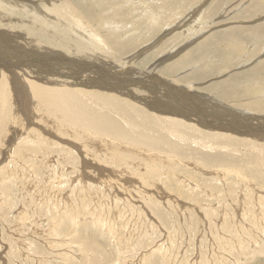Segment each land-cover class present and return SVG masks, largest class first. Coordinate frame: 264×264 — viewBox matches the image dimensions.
<instances>
[{
  "label": "rangeland",
  "instance_id": "374dc122",
  "mask_svg": "<svg viewBox=\"0 0 264 264\" xmlns=\"http://www.w3.org/2000/svg\"><path fill=\"white\" fill-rule=\"evenodd\" d=\"M56 1L58 2L56 3ZM68 1L0 0V21L4 20L0 23V28L6 23L4 28L0 29V61L4 63L2 67L0 66V75L2 72L5 75L0 76V90L2 91V93L0 91V264H264V140L255 137V135L234 132L221 122L220 126L203 124L197 120L199 119V116H196L198 112L194 115L189 110L190 104L193 103L189 102L186 104L187 106L179 107L169 89L165 88L160 81L156 82L163 79L162 81H170L171 85V83L174 84V78L180 76L181 73L182 76L177 79L184 78V74L191 75L193 71L189 70L187 66H181L183 68H178L179 71L174 70L175 73H173L174 71L169 72V68L182 60L190 64V68L195 67L194 69H200L207 73L202 74L201 72L198 78L189 80L188 85L187 81H178V87L189 86L188 88L193 87V89L198 87L194 93L201 96L192 95L196 101V107L208 112L210 106L214 104L210 101L214 97L215 100L219 99L235 109H245L236 106L231 97L221 99L215 90L211 92L207 89L208 87H204L212 85L213 81H226L224 78L226 75L223 74L230 73L227 67H232L231 70L241 69L243 62L255 57L257 66L264 64V54L261 59L264 52L260 51L263 50V47H258L261 42H256L257 50L253 49L254 47L250 49V47L246 53L244 52L240 56L239 50L245 49L242 46L247 42L244 45L241 44L239 50L235 52L233 49L231 50V47L224 46L221 35H216L226 26H232L237 30V26L245 25V19L248 20L264 12V3H262L264 0L248 1L254 5L249 6L250 8H247L250 3L246 4V0L244 2L243 0H208L207 6L206 3L201 6L204 0ZM44 2H46L45 5ZM72 3L76 5H72ZM197 4L198 6H196ZM209 4L213 6L211 7ZM2 5L4 6L2 7ZM87 5H89L88 8ZM205 6L209 10H206ZM89 8L90 10L93 8L94 13L89 14ZM20 9L27 12L20 11ZM80 11L84 14H81ZM220 11L222 12L220 13ZM236 11L243 12L239 15ZM10 13L13 15L11 16ZM41 13L42 15H40ZM236 15L240 17L234 18ZM192 16L194 21L189 20ZM207 17L209 20L215 18V21L218 19V21L220 19L225 21L211 24L213 26L210 25V27H214L211 30L208 21L204 20ZM78 19L83 25L78 24ZM29 20L31 21L29 22ZM178 20L180 21L178 22ZM20 21L22 22L19 23ZM85 25L87 30L83 29ZM27 26L29 27L27 28ZM192 26L196 28L193 29ZM245 26L243 28L247 29L248 27ZM2 30H5V33ZM166 30H171V33L169 31L167 33ZM210 30V34L206 33ZM215 30L216 32H214ZM117 32L122 34L118 35ZM95 33H99L105 40L106 45L110 48L107 49L109 52L98 50L95 59L80 58L78 54L76 55L77 50L80 45L83 46L85 43L87 47H91L92 42L97 41L93 40ZM17 34H20L21 37H17ZM213 34L216 35L214 39L213 36L210 38V35ZM114 35H118V37ZM178 36L180 37L178 38ZM23 38L24 40H22ZM167 38L169 40L166 41ZM35 39L39 42H36ZM177 39H179L178 42ZM246 39L242 38V41H246ZM188 42L191 45L188 46ZM197 42H199L198 45H195ZM168 43H172V46ZM112 52L115 55L111 54ZM252 52L253 54H251ZM137 53L139 54L137 55ZM182 53L183 55H180ZM12 54L14 55L12 56ZM55 55L59 58H56ZM42 56L43 58H41ZM66 58L70 60H66ZM48 60L54 63L51 64ZM59 60L66 61L62 64ZM261 60L262 63H260ZM73 61L74 63H72ZM15 63L29 67L28 70H25L26 74L23 75L17 68H12ZM255 64H249L248 68L256 66ZM49 65L68 73L67 75L71 77L67 80L60 78L61 80L58 82L48 79V75L52 78L50 69L46 70ZM8 67L11 70L15 69L13 72L17 74L16 79L9 76L10 72L1 71ZM132 68H134L133 71ZM152 68L154 69L152 70ZM104 69L106 71H102ZM259 69L257 74L260 73L259 75L264 77L263 73L261 75L262 67ZM142 71H149L147 72L150 75L148 77L154 78L156 83L154 89L157 90L125 83L126 79L135 77ZM58 75L60 74L53 76L59 77ZM108 76L115 78L111 79ZM137 76L142 77L141 74ZM2 77L4 78L2 79ZM50 80L58 84L68 81L61 87L83 88L97 99H117L120 107L115 110L123 114L124 117L116 115V120L129 135L134 137L126 138L124 136L118 140L111 135H101L93 127L91 130H86L75 124H70L71 115L69 119L67 115H61V121L51 105L44 106L45 104L42 105L36 100L33 89H31L32 86L29 84L32 82L53 87V83L48 82ZM98 80L100 82L103 80L105 84L99 83ZM245 80L236 83L235 87L237 86L238 91L243 93L242 89L251 88L254 91L250 90L252 92L247 94L252 98L259 97L262 88L258 87H264V81H258L260 84L257 85L254 81L253 83L250 81V84L248 82L250 79ZM118 90L120 93L117 92ZM131 91H134L133 94ZM162 91H165L164 94ZM156 94L175 108L176 112L172 111L167 115L185 120L179 126L185 130L186 137L180 133L178 136L170 133L165 139V136H162L159 131H149V133L143 131L145 136H138L137 128L131 127L127 113L135 122H138L140 118L148 119L143 114L149 117L156 115L144 101L146 99L150 102V96H156ZM103 95L105 97H102ZM143 96H146L145 99ZM260 97H264V93ZM88 104L98 109L99 105ZM127 104L133 105L134 109ZM177 107L179 108L177 109ZM182 109L184 110L181 111ZM257 110H259L258 113H251L257 117L261 114L262 117L264 108L261 107ZM136 111H140L142 114ZM218 112L222 113V110ZM159 113L157 112V114ZM188 116L190 117L188 118ZM255 119L257 118L247 117L246 120L254 123L257 122ZM216 134L219 137L229 138V140L219 138L220 142L216 143V140L213 141L211 137H208ZM249 136L252 138L243 139ZM122 148L124 150H121Z\"/></svg>",
  "mask_w": 264,
  "mask_h": 264
},
{
  "label": "bare ground",
  "instance_id": "6f19581e",
  "mask_svg": "<svg viewBox=\"0 0 264 264\" xmlns=\"http://www.w3.org/2000/svg\"><path fill=\"white\" fill-rule=\"evenodd\" d=\"M10 1V0H9ZM28 1V0H27ZM38 0H36V2H37ZM87 2H88V0H86ZM86 1H84V2H86ZM92 1V0H91ZM95 1V0H94ZM104 1H106V0H104ZM108 1H111V0H108ZM208 0H204L203 2L204 3H202V5L201 6H204L205 5V3L207 2ZM213 1V0H212ZM230 1V0H229ZM247 1V2H246ZM245 2H246V4L247 3H250V2H248V1H250V0H246ZM262 1V0H261ZM5 2V1H4ZM21 2V1H20ZM58 1H56V3H57ZM67 2H69L68 0H67ZM172 2V1H171ZM199 2V1H198ZM243 2H244V0H243ZM25 3V2H24ZM31 3V2H30ZM35 3V2H34ZM45 3L46 2H44V5H45ZM63 3V2H62ZM93 3V2H92ZM99 3H100V1H99ZM98 3V4H99ZM108 3V2H107ZM112 3V2H111ZM114 3V2H113ZM262 3H264V2H262ZM15 4V3H14ZM17 4V3H16ZM36 4V3H35ZM38 4V3H37ZM51 4H53V3H51ZM58 4H60V3H58ZM67 4H69V3H67ZM67 4H66V6H67ZM82 4H84L83 2H82ZM89 4V3H88ZM117 4V3H116ZM156 4V3H155ZM176 4V3H175ZM199 4H201V3H199ZM245 4V5H246ZM54 5V4H53ZM53 5H52V7H53ZM72 5H74L73 3H72ZM76 5V4H75ZM74 5V6H75ZM85 5H86V3H85ZM90 5V4H89ZM89 5H87V8H88V6ZM94 5V4H93ZM107 5V4H106ZM108 5H109V3H108ZM112 5V4H111ZM110 5V6H111ZM115 5V4H114ZM118 5V4H117ZM116 5V6H117ZM177 5V4H176ZM259 5H261V4H259ZM263 5V4H262ZM1 6V5H0ZM4 5H2V7H3ZM9 6H11V5H9ZM17 6H19V5H17ZM25 6H26V4H25ZM32 6H34V5H32ZM49 6H51V5H49ZM48 6V7H49ZM55 6H58V5H55ZM65 6V5H64ZM91 6V5H90ZM100 6V5H99ZM161 6V5H160ZM192 6V5H191ZM193 6H194V4H193ZM196 6H198V4L196 5ZM206 6H207V3H206ZM205 6V7H206ZM209 6H211L210 4H209ZM213 6V5H212ZM211 6V7H212ZM215 6H216V3H215ZM249 6H254L252 3H250L248 6H247V8H250ZM14 7H15V5H14ZM20 7V6H19ZM30 7V6H29ZM47 7V6H46ZM61 7H62V4H61ZM70 7V6H69ZM105 7V6H104ZM157 7H158V5H157ZM195 7V6H194ZM210 7V8H211ZM16 8V7H15ZM21 8V7H20ZM28 8V7H27ZM38 9H40L39 7H37ZM64 8V7H63ZM93 8H94V6H93ZM93 8H91L92 10H90V8H89V10H90V12H89V14L90 13H94V11H93ZM98 8V7H97ZM154 8H156V7H154ZM164 8V7H163ZM191 8V7H190ZM199 8V7H198ZM219 8V7H218ZM13 9V8H12ZM16 9H18V8H16ZM15 9V10H16ZM29 9V8H28ZM43 9V8H42ZM49 9V8H48ZM102 9V8H101ZM159 9V8H158ZM167 9V8H166ZM165 9V10H166ZM201 9V8H200ZM199 9V10H200ZM206 10L208 9V7H206L205 8ZM204 9V10H205ZM238 9H239V5H238ZM243 9V8H242ZM1 10H2V8H1ZM27 10V9H26ZM56 10V9H55ZM73 10V9H72ZM99 10V9H98ZM108 10V9H107ZM185 10V9H184ZM191 10V9H190ZM209 10V9H208ZM251 10H253V9H251ZM257 10H258V8H257ZM4 11V10H3ZM11 11V10H10ZM19 11V10H18ZM18 11H16V12H18ZM20 11H25V10H21L20 9ZM20 11H19V13H20ZM70 11V10H69ZM92 11V12H91ZM102 11V10H101ZM115 11V10H114ZM180 11V10H179ZM203 11V10H202ZM259 11V10H258ZM16 12H15V14H16ZM25 12H27V11H25ZM74 12V11H73ZM76 12H77V10H76ZM102 12H104V10L102 11ZM113 12V11H112ZM111 12V13H112ZM121 12V11H120ZM151 12V11H150ZM157 12V11H156ZM191 12V11H190ZM206 12V11H205ZM222 11H220V13H221ZM233 12H234V10H233ZM243 11H239V13L236 11V13L237 14H241ZM34 13V12H33ZM42 13H44V12H42ZM42 13L40 14V15H42ZM80 13L81 14H84V13H82V11H80ZM123 13V12H122ZM187 13V12H186ZM189 13V12H188ZM192 14H193V12H191ZM198 13V12H197ZM208 13V12H207ZM211 13V12H210ZM209 13V14H210ZM226 13V12H225ZM228 13V12H227ZM245 13V12H244ZM0 14H1V11H0ZM6 14V13H5ZM11 14V13H10ZM23 14V13H22ZM45 14V13H44ZM101 14V13H100ZM99 14V15H100ZM117 14V13H116ZM130 14V13H129ZM184 14H185V12H184ZM184 14L182 13V15L184 16ZM202 14V13H201ZM214 13H212V15H213ZM231 14H233V13H231ZM13 14H11V16H12ZM18 15H20V14H18ZM24 15H25V13H24ZM24 15H22V16H24ZM54 15V14H53ZM93 15V14H92ZM103 15V14H102ZM110 15V14H109ZM112 15V14H111ZM125 15V14H124ZM180 15H181V13H180ZM179 15V16H180ZM190 15V14H189ZM204 15H205V13H204ZM228 15V14H227ZM1 16V15H0ZM3 16H4V12H3ZM33 16V15H32ZM84 16V15H83ZM91 16V15H90ZM106 16H108L107 14H106ZM178 16V17H179ZM194 16V15H193ZM193 16H192V18L191 19H189V20H191V21H194L193 20ZM198 16H199V14H198ZM197 16V17H198ZM201 16V15H200ZM203 16V15H202ZM201 16V17H202ZM214 16V15H213ZM220 16V15H219ZM256 17H251V18H249L248 20L247 19H245L246 21H245V25H243V24H241L240 26H237L238 27V29L236 30V29H233L232 28V26H229V27H227L226 25H228L227 23H226V27H224L223 29H221V30H219V32L218 33H216V35L217 34H219V35H221L220 37H222L221 39H223L224 40V46H226V47H231V50L233 49L235 52H236V50H239V48H240V46H241V44H243L244 45V43L245 42H247L244 46H242V47H244L245 49H241V51L239 50V53L241 52V54H240V56L241 55H243V53L245 52H247L248 51V49L250 48V49H252L253 47V49H256V47H257V44H256V42H261V43H259L258 44V47H263V50H260V51H263L264 52V12H262V13H260V14H258V16L257 15H255ZM16 17H18L17 16V14H16ZM15 17V18H16ZM20 17H21V15H20ZM26 17V16H25ZM36 17V16H35ZM46 17V16H45ZM96 17V16H95ZM115 17V16H114ZM120 17V16H119ZM126 17V16H125ZM136 17V16H135ZM139 17V16H138ZM151 17V16H150ZM182 17V16H181ZM201 17H200V19H201ZM215 17V16H214ZM213 17V18H214ZM238 17H240V16H237L236 15V17H234V18H238ZM11 18V17H10ZM12 18H14V17H12ZM11 18V19H12ZM28 18H30V17H28ZM33 18V17H32ZM31 18V19H32ZM48 18V17H47ZM87 18V17H86ZM107 18V17H106ZM105 18V19H106ZM129 18V17H128ZM133 18V17H132ZM148 18V17H147ZM146 18V19H147ZM180 18V17H179ZM184 18V17H183ZM187 18H189V17H187ZM203 18H205V17H203ZM202 18V19H203ZM221 18V17H220ZM227 18H229V17H227ZM20 19V18H19ZM19 19H17V20H19ZM24 19V18H23ZM27 19V18H26ZM38 19H40V16H38ZM76 19V18H75ZM110 19V18H109ZM108 19V20H109ZM142 19H144V18H142ZM43 20V19H42ZM41 20V21H42ZM58 20V19H57ZM65 20V19H64ZM66 20H67V18H66ZM87 20V19H86ZM107 20V19H106ZM175 20V19H174ZM181 20V19H180ZM180 20H178V22L180 21ZM204 20H207L208 21V24H209V27H210V25L211 24H214V23H217V22H220V21H222V20H224V19H220V21H215V18L214 19H208V17H207V19H204ZM238 20V19H237ZM13 21H15V20H13ZM31 20H29V22H30ZM39 21V20H38ZM51 21V20H50ZM59 21V20H58ZM62 21V20H61ZM103 21H105V20H103ZM141 21V20H140ZM143 21V20H142ZM147 21V20H146ZM145 21V22H146ZM188 21V20H187ZM186 21V22H187ZM190 21V22H191ZM225 21V20H224ZM236 21V20H235ZM2 22H4V20L3 21H0V23H2ZM16 22V21H15ZM14 22V23H15ZM22 21H20L19 23H21ZM23 22H26V21H23ZM89 22H91L90 20H89ZM112 22V21H111ZM126 23H127V21H125ZM134 22V21H133ZM184 22V21H183ZM199 21H197V23H198ZM200 22H201V20H200ZM200 22H199V24H200ZM239 22V21H238ZM240 22H243V21H240ZM7 23H9V22H7ZM42 23V22H41ZM45 23V22H44ZM69 23H70V21H69ZM68 23V24H69ZM110 23V22H109ZM108 23V24H109ZM117 23V22H116ZM125 23V24H126ZM128 23H129V21H128ZM146 23H148V22H146ZM172 23V22H171ZM170 23V24H171ZM174 24H175V22H173ZM222 23V22H221ZM232 23V22H231ZM230 23V24H231ZM5 25H6V23H4ZM32 24H34L33 22H32ZM48 24H50L49 22H48ZM53 24V23H52ZM56 24V23H55ZM78 24L81 26V25H83V24H81L80 23V20L78 19ZM86 24V23H85ZM106 24H107V22H106ZM118 24V23H117ZM120 24V23H119ZM139 24V23H138ZM178 24H180V23H178ZM188 24V23H187ZM203 24V23H202ZM229 24V25H230ZM5 25H3V26H5ZM9 25H10V23H9ZM21 25H23V24H21ZM26 25V24H25ZM45 25V24H44ZM70 25V24H69ZM72 25V24H71ZM91 25V24H90ZM101 25H103V24H101ZM131 25H133V24H131ZM141 25V24H140ZM181 25V24H180ZM179 25V26H180ZM185 25V24H184ZM220 25H222V24H220ZM1 26V25H0ZM2 26V27H3ZM15 26H17V25H15ZM24 26V25H23ZM49 26V25H48ZM135 26V25H134ZM167 26H168V24H167ZM170 26V25H169ZM181 26H183V25H181ZM197 26V25H196ZM211 26H213V25H211ZM217 26H218V24H217ZM242 26V27H241ZM243 26H245V27H248L247 29L246 28H243ZM1 27V28H2ZM10 27H11V25H10ZM18 27V26H17ZM22 26H20V28H21ZM29 26H27V28H28ZM45 27H46V25H45ZM193 27V26H192ZM195 27V26H194ZM194 27H193V29H194ZM202 27V26H201ZM209 27H208V29H209ZM220 27V26H219ZM0 28V29H1ZM4 28V27H3ZM31 28V27H30ZM42 28V27H41ZM96 28H98V27H96ZM131 28V27H130ZM129 28V29H130ZM140 28V27H139ZM179 28H181V27H179ZM190 28V27H189ZM196 28V27H195ZM203 28H205V27H203ZM202 28V29H203ZM211 28V27H210ZM216 28V27H215ZM218 28V27H217ZM10 29H12V28H10ZM22 29V28H21ZM33 29H34V27H33ZM45 29V28H44ZM83 29L84 30H87L86 29V25L85 26H83ZM107 29V28H106ZM119 29H121V28H119ZM141 29V28H140ZM171 29V28H170ZM191 29V28H190ZM207 29V28H206ZM214 29V27H212L211 28V30H213ZM29 30V29H28ZM98 30V29H97ZM143 30V29H142ZM144 30H145V28H144ZM162 30H163V28H162ZM161 30V31H162ZM172 30H174V28H172ZM177 30V29H176ZM175 30V31H176ZM181 30H182V28H181ZM183 30H184V28H183ZM198 30V29H197ZM196 30V31H197ZM205 30V29H204ZM211 30H210V32H206V33H211ZM4 31V33H5V30H2V32ZM21 31V30H20ZM24 31V30H23ZM31 31V30H30ZM37 31V30H36ZM50 31V30H49ZM132 31V30H131ZM134 31V30H133ZM167 31V30H166ZM169 32L171 31V30H168ZM168 31H167V33H168ZM192 31V30H191ZM22 32V31H21ZM33 32V31H32ZM40 32V31H39ZM50 32H52V31H50ZM174 32V31H173ZM172 32V33H173ZM180 32V31H179ZM185 32H186V30H185ZM214 32H216V30L214 31ZM9 33V32H8ZM118 33V32H117ZM120 33V32H119ZM119 33H118V35H119ZM129 33V32H128ZM133 33V32H132ZM138 33V32H137ZM167 33L165 32V34L167 35ZM171 33V32H170ZM169 33V34H170ZM176 33V32H175ZM182 33H184V32H182ZM192 33H194V32H192ZM198 33H199V31H198ZM204 33V32H203ZM0 34H1V32H0ZM12 34V33H11ZM33 34V33H32ZM48 34V33H47ZM54 34V33H53ZM111 34H114V33H111ZM120 34H122V33H120ZM160 34V33H159ZM158 34V35H159ZM163 34V33H162ZM168 34V35H169ZM179 34V33H178ZM178 34H176V35H178ZM189 34V33H188ZM215 34V33H214ZM210 35L211 37L210 38H212V36H213V39H214V37H216V35ZM9 35H10V33H9ZM57 35H59V34H57ZM62 35V34H61ZM118 35H114V36H116V37H118ZM184 35V34H183ZM200 35V34H199ZM8 36V35H7ZM6 36V37H7ZM11 36V35H10ZM20 36V34L18 35L17 34V37H19ZM36 36V35H35ZM123 36V35H122ZM132 36V35H131ZM135 36V35H134ZM156 36V35H155ZM173 36V35H172ZM196 36H197V34H196ZM203 36V35H202ZM218 36V35H217ZM238 38H237V37ZM1 37V36H0ZM21 37V36H20ZM43 37V36H42ZM93 37H94V39L93 40H97V41H94V42H92V45H91V47H87V44L85 43V44H83V46L82 45H80V47H79V49L77 50V53H76V55L78 54L79 56H80V58H89V59H95V58H97L96 57V54L98 55V53H97V51L98 50H101V51H106V52H109L107 49L109 48L106 44V42H105V40L102 38V36L99 34V33H95V34H93ZM108 37V36H107ZM162 37V36H161ZM165 37V36H164ZM180 36H178V38H179ZM194 37V36H193ZM192 37V38H193ZM25 38V37H24ZM24 38L22 39V40H24ZM31 38V37H30ZM34 38V37H33ZM50 38V37H49ZM156 38H157V36H156ZM169 38V37H168ZM166 39V41L167 40H169V39ZM173 38V37H172ZM171 38V39H172ZM183 38H184V36H183ZM188 38H190V37H188ZM206 38H207V36H206ZM242 38H247L246 39V41H242ZM10 39H12L11 37H10ZM37 39V38H36ZM35 39V40H36ZM47 39V38H46ZM107 39V38H106ZM120 39H121V37H120ZM124 39V38H123ZM187 39V38H186ZM205 39V38H204ZM260 39V40H259ZM40 40V39H39ZM50 40V39H49ZM149 40H152V39H149ZM158 40V39H157ZM163 40V39H162ZM174 40H175V36H174ZM178 40L179 39H177L176 41L178 42ZM180 40H182V39H180ZM184 40V39H183ZM253 40V42H251ZM4 41V40H3ZM26 41V40H25ZM47 41H48V39H47ZM51 41V40H50ZM59 41V40H58ZM71 41V40H70ZM69 41V42H70ZM73 41V40H72ZM107 41V40H106ZM159 41V40H158ZM165 41V40H164ZM186 41H188V40H186ZM192 41V40H191ZM191 41H190V43H191ZM214 41V40H213ZM213 41H210L211 43L213 42ZM216 41H218V40H216ZM215 41V42H216ZM24 42V41H23ZM36 42H39L38 40H36ZM49 42V41H48ZM53 42V41H52ZM57 42V41H56ZM76 42V41H75ZM118 42V41H117ZM146 42V41H145ZM149 42H151V41H149ZM170 42V41H169ZM182 42V41H181ZM184 42V41H183ZM255 42V43H254ZM12 43V42H11ZM40 43H41V41H40ZM154 43V42H153ZM175 43V42H174ZM186 43V42H185ZM189 42H188V46H189V44H190ZM198 43L199 42H197V44L195 43V45H198ZM203 43V42H202ZM6 44V43H5ZM12 44H14V43H12ZM11 44V45H12ZM34 44V43H33ZM45 44V43H44ZM44 44H43V46H44ZM161 44V43H160ZM168 44H170V43H168ZM172 44V43H171ZM170 44V45H171ZM193 44V43H192ZM203 44H205V43H203ZM26 45V44H25ZM50 45V44H49ZM54 45V44H53ZM57 45V44H56ZM60 45V44H59ZM143 45V44H142ZM147 45V44H146ZM170 45H169V48H170ZM175 45V44H174ZM178 45H180V44H178ZM177 45V46H178ZM184 45V44H183ZM191 45V44H190ZM17 46V45H16ZM105 46H106V48H105ZM110 47H111V45H109ZM129 46V45H128ZM172 46V45H171ZM187 46V45H186ZM193 46H194V44H193ZM193 46H190V47H193ZM201 46V45H200ZM208 46V45H207ZM134 47V46H133ZM149 47V46H148ZM159 47H160V45H159ZM165 47H166V45H165ZM174 47V46H173ZM181 47V46H180ZM195 47V46H194ZM211 47V46H210ZM59 48V47H58ZM161 48H163L162 46H161ZM160 48V49H161ZM166 48H168V47H166ZM172 48V47H171ZM178 48V47H177ZM184 48H185V46H184ZM188 48V47H187ZM41 49V48H40ZM47 49V48H46ZM49 49H50V47H49ZM61 49V48H60ZM110 49V48H109ZM113 49V48H112ZM124 49V48H123ZM144 49V48H143ZM202 49V48H201ZM37 50V49H36ZM39 50V49H38ZM37 50V51H38ZM59 50V49H58ZM138 50V49H137ZM141 50H142V46H141ZM149 50V49H148ZM148 50H147V52H148ZM162 50V49H161ZM165 50H167V49H165ZM181 50V49H180ZM197 50V49H196ZM257 50V49H256ZM46 52L48 51V50H45ZM61 51V50H60ZM63 51V50H62ZM67 51V50H66ZM136 51V50H135ZM150 51V50H149ZM170 51H172L173 52V50H170ZM175 51V50H174ZM179 51V50H178ZM192 51V50H191ZM194 51V50H193ZM205 51V50H204ZM227 51H229L228 49H227ZM250 51V50H249ZM22 52H23V50H22ZM25 52V51H24ZM31 52V51H30ZM36 52V51H35ZM50 52H52V50H50ZM100 52V51H99ZM115 52V51H114ZM119 52V51H118ZM138 52V51H137ZM145 52V51H144ZM151 52V51H150ZM149 52V53H150ZM184 52V51H183ZM234 52V53H235ZM2 53V52H1ZM9 53V52H8ZM132 53V52H131ZM140 53V52H139ZM139 53H137V55L139 54ZM159 53V52H158ZM164 53V52H163ZM162 53V54H163ZM166 53V52H165ZM164 53V54H165ZM192 53V52H191ZM250 53V52H249ZM257 53V52H256ZM48 54H49V52H48ZM64 54V53H63ZM70 54H72L71 52H70ZM107 54V53H106ZM111 54H113V55H115V53H111ZM171 54V53H170ZM186 54V53H185ZM202 54V53H201ZM251 54H253V52L251 53ZM261 54V53H260ZM263 54L264 53H262V55H261V57L263 56ZM2 55H4V53H2ZM14 54H12V56H13ZM37 55V54H36ZM52 55H53V52H52ZM69 55V54H68ZM125 55V54H124ZM123 55V56H124ZM167 55V54H166ZM174 55V54H173ZM180 55H183V53L182 54H180ZM208 55V54H207ZM216 55V54H215ZM7 56V55H6ZM19 56H20V54H19ZM35 56V55H34ZM54 56V55H53ZM56 56V58H59V57H57V55H55ZM71 56V55H70ZM69 56V57H70ZM72 56H73V54H72ZM154 56V55H153ZM158 56H160L159 54H158ZM157 56V57H158ZM163 56H165V55H163ZM168 56V55H167ZM176 56H177V54H176ZM248 56V55H247ZM250 56H252V55H250ZM257 56V55H256ZM5 57V56H4ZM16 57V56H15ZM51 57V56H50ZM65 57V56H64ZM75 57V56H74ZM116 57V56H115ZM133 57H134V55H133ZM174 57V56H173ZM192 57V56H191ZM195 57V56H194ZM253 57V56H252ZM8 58V57H7ZM18 58V57H17ZM20 58V57H19ZM35 58V57H34ZM40 58V57H39ZM41 58H43V56L41 57ZM79 58V57H78ZM146 58V57H145ZM179 58V57H178ZM190 58V57H189ZM248 58V57H247ZM251 58V57H250ZM258 58V57H257ZM23 59H24V57H23ZM22 59V60H23ZM26 59V58H25ZM29 59V58H28ZM54 59V58H53ZM67 59H69V58H66V60ZM75 59V58H74ZM73 59V60H74ZM132 59V58H131ZM131 59H130V61H131ZM195 59V58H194ZM198 59V58H197ZM208 59V58H207ZM261 59H263V57L261 58ZM6 60V59H5ZM13 60H14V58H13ZM21 60V61H22ZM65 60V61H66ZM70 60V59H69ZM87 60V59H86ZM128 60V59H127ZM172 60V59H171ZM171 60H169V61H171ZM257 59H256V57L255 58H253V59H251V60H248L247 62H243V68H239L238 70H231V68L232 67H227V70H229L230 71V73L229 74H227V73H225V74H223V75H226L224 78L226 79V81H224V82H219V80H217V81H213V84L212 85H207V86H205L204 88H206V87H208L207 89H209V90H211V92H212V90H215L217 93H219V95L221 96V99L222 98H225V99H228V98H230L231 97V99H233L232 101H233V103L236 105V106H238L239 108H245V109H235V108H233V107H231L230 105H228V104H226V103H224V102H222V101H220L219 99L218 100H215L214 99V97H213V100L211 99L210 101H212L211 103H214L213 104V106H210V109L209 110H212L213 112H216V113H213L212 111L210 112L208 109V112H204V111H202L201 109H200V107L198 108V107H196V101L194 100V98L192 97V95H194V96H196V97H200L201 95H198V94H196V93H194L195 91H196V89L198 88H196V89H193V87H191V88H188L187 86H185V87H178V84H179V82L180 81H187V85H188V81L189 80H194V79H196V78H198V76H200V74H201V72H202V74H205L206 72L205 71H203V70H200V69H194L195 67H192V68H190L191 66H190V64H188V63H185V61H180V62H178L177 64H175L174 66H172L171 68H169L168 66H167V68H169L168 70H169V72H173L174 70H176V71H179V70H177L178 68H180V69H182L181 68V66H187V67H189V70H191V71H193L192 73H191V75H189V76H186V74H184V78H182V79H177L178 77L180 78V76H182L180 73H178V74H180V76H178V75H176V76H178L177 78H174L173 76V78H174V80H173V83L174 84H172L171 83V85H170V81L169 82H166V81H162L159 77V79L160 80H158V81H156V82H159L160 81V83L166 88H168L169 89V91L172 93L171 95L174 97V99L177 101V103H178V106L179 107H181V106H185L186 104H188L189 102L190 103H193L192 105L190 104V107H189V110H191L192 112H193V114L194 115H196L197 114V112H198V114L196 115V116H199L198 118L199 119H197V120H199V121H201L203 124H207V125H212V124H215V125H218V126H220L221 124H224V126L225 127H229L230 129H232V130H234V132L236 131L237 133H240V134H244V135H255V137H258V138H261V139H263L264 140V115L261 117V114H260V116L259 117H257V116H254V114L253 113H251V112H257L258 113V111L259 110H257V109H260L261 107H263L264 108V97H260L261 95H263V93H264V87L262 86V87H258V88H262V90H260V93L259 94H261L259 97H256V98H252V96H249V94H247V93H251L252 91H250V90H253V89H251V88H245L246 90H244V89H242V91H244L243 93H241V92H239L238 90L239 89H237V86L235 87V85H236V83L239 81L240 82V80L241 81H243V80H245V79H250L248 82L250 83V81H252V83H253V81H254V83L256 84L257 83V85H259L258 84V81H264V77H262V76H260L259 74H257V70L259 69V68H261L262 67V69H261V75H262V73H263V75H264V64L262 65H256L255 63V61H256ZM7 61V60H6ZM31 61V60H30ZM42 61V60H41ZM44 61V60H43ZM46 61V60H45ZM49 62H50V60H48ZM62 64L65 62H62L61 60H59ZM145 62H146V60H144ZM155 61V60H154ZM173 61V60H172ZM177 61V60H176ZM204 61V60H203ZM259 61V60H258ZM264 61V60H263ZM5 62V61H4ZM26 62V61H25ZM24 62V63H25ZM48 62V63H49ZM145 62H144V64H145ZM164 62V61H163ZM189 62H191V61H189ZM241 62V61H240ZM51 63V62H50ZM54 63V62H53ZM53 63H51V64H53ZM58 63V62H57ZM72 63H74V61L72 62ZM122 63V62H121ZM124 64H127V63H125V62H123ZM153 63V62H152ZM174 63V62H173ZM173 63H171V64H173ZM205 63V62H204ZM234 63H236V62H234ZM260 63H262V60H261V62ZM26 64V63H25ZM29 64V63H28ZM27 64V65H28ZM42 64V63H41ZM61 64V65H62ZM86 64V63H85ZM135 64H137V63H135ZM170 64V63H169ZM170 64V65H171ZM249 64L250 65H253V64H255L256 66H254V67H250V68H248L249 67ZM259 64V63H258ZM4 65V63L2 62L1 63V61H0V66L2 67ZM9 65V64H8ZM31 65H32V63H31ZM37 65V64H36ZM47 65V64H46ZM55 65H57L56 63H55ZM70 65H71V63H70ZM97 65V64H96ZM129 65H131V64H129ZM157 65V64H156ZM168 65V64H167ZM237 65H239L238 63H237ZM241 65V66H242ZM30 66V65H29ZM38 66V65H37ZM81 66V65H80ZM82 66H84V65H82ZM100 66V65H99ZM102 66V65H101ZM6 67V66H5ZM24 64H19V63H15V64H13V67L12 68H17V70H20L21 72H22V74L24 75V74H26V72L27 71H25L26 69L28 70L29 69V67H24ZM36 67V66H35ZM40 67V66H39ZM55 67V66H54ZM70 67H72V66H70ZM103 67V66H102ZM107 67V66H106ZM128 67V66H127ZM140 67V66H139ZM162 67V66H161ZM186 67V68H187ZM216 67V66H215ZM234 67V66H233ZM45 68H47V67H45ZM98 68V67H97ZM121 68V67H120ZM141 68V67H140ZM163 68V67H162ZM167 68H166V70H167ZM15 69H13V70H15ZM48 69H50V73H52V78H51V76H47V78L48 79H54L56 82H58L59 80H61L60 78H64L63 80H67L69 77H71V76H69V75H67L68 73H66V72H63V71H59L58 70V68H53V67H50V65H49V67L46 69V70H48ZM88 69V68H87ZM90 69H91V67H90ZM115 69V68H114ZM126 69H128V68H126ZM133 69L134 68H132V71H133ZM154 68H152V70H153ZM156 69V68H155ZM158 69V68H157ZM13 70H11V68H5V70L3 69V70H1V71H5V72H10L9 73V76H13L12 78H14V79H16L17 78V74H16V72H13ZM42 70V69H41ZM40 70V71H41ZM63 70V69H62ZM92 70V69H91ZM108 70V69H107ZM124 70V69H123ZM129 70V69H128ZM137 70V69H136ZM150 70V69H149ZM164 70V69H163ZM260 70V69H259ZM39 71V72H40ZM102 71H106L105 69L104 70H102ZM118 71V70H117ZM116 71V72H117ZM127 71V70H126ZM126 71H124V72H126ZM144 71V70H143ZM140 72V73H138L137 75H142V77H140V76H135V77H132V78H128V79H126V81H125V83H128L129 85L130 84H133V85H141L143 88H147V89H151V88H153L154 89V84H156L155 83V81H154V78L152 79V78H149L148 76H150V75H148V73L147 72H149V71H145V72ZM165 71V70H164ZM185 71V70H184ZM187 71V70H186ZM217 71V70H216ZM219 71V70H218ZM4 72V73H5ZM72 72V71H71ZM115 72V71H114ZM123 72V71H122ZM130 72V71H129ZM137 72V71H136ZM159 72V71H158ZM162 72V71H161ZM166 72V71H165ZM165 72H163V73H165ZM182 72V71H181ZM226 72H228V71H226ZM33 73V72H32ZM36 73V72H35ZM92 73V72H91ZM103 73V72H102ZM153 73V72H152ZM173 73H175V71L173 72ZM172 73V74H173ZM2 74H3V72H2ZM0 75V76H3V75ZM30 74V73H29ZM56 74H60V75H58L59 77H57V76H53V75H56ZM95 74V73H94ZM135 74V73H134ZM170 74V73H169ZM207 74V73H206ZM32 75V74H31ZM30 75V76H31ZM73 75V74H72ZM86 75V74H85ZM116 75V74H115ZM159 75V74H158ZM218 75H221V74H218ZM259 75V76H258ZM5 76V75H4ZM74 76H76V75H74ZM83 76H84V74H83ZM96 76V75H95ZM95 76H94V79H95ZM103 76V75H102ZM133 76V75H132ZM144 76H146V77H148V78H145ZM152 76H154V75H152ZM161 76V75H160ZM168 76V75H167ZM175 76V75H174ZM56 77V78H55ZM98 77V76H97ZM109 78H111V79H114L115 77H112V76H108ZM130 77V76H129ZM163 77V76H162ZM202 77V76H201ZM218 77H222V76H218ZM1 78V77H0ZM4 77H2V79H3ZM6 78V77H5ZM19 78V77H18ZM32 78V77H31ZM83 78V77H82ZM88 78V77H87ZM122 78V77H121ZM172 78V79H173ZM25 79V78H24ZM79 79H81V78H79ZM157 79V78H156ZM210 79V78H209ZM53 80V81H54ZM62 80V81H63ZM100 80V79H99ZM98 80V82L99 83H102V84H105L104 82H103V80L100 82ZM121 80V79H120ZM211 80V79H210ZM222 80V79H221ZM0 81H1V79H0ZM3 81V80H2ZM6 81V80H5ZM4 81V82H5ZM24 81V80H23ZM22 81V82H23ZM83 81V80H82ZM179 81V82H178ZM245 81H247V80H245ZM7 82V81H6ZM5 82V83H6ZM48 82H50V83H53V87H46V86H42V85H39V84H33L32 82H30L29 84L32 86V88L31 89H33V92H34V97L36 98V100L38 101V102H41L42 103V105H44V106H46V105H51V108L55 111V113L57 114L56 116H58L59 118H60V120H61V115H67L68 116V119L70 118V115H71V117H72V119L71 120H69V123L70 124H75V125H77V126H80L81 128H85L86 130H91V127H93V128H95V129H97L99 132H100V134L101 135H111L112 137H115L116 139H118V138H124V136L126 137V138H129V136L131 137V138H133L134 136H132V135H129L127 132H126V130H124V128L121 126V124H120V122L118 121V120H116V115L118 116V117H124V115L123 114H121L120 112H118V111H116L115 109H118L119 107H120V104H118V100L117 99H115V98H100V99H97V98H95L93 95H91V94H89L90 92H88V91H86V90H84L83 88H79V89H67L66 87H61V86H64V84L66 85V83L68 82H65V81H63L62 83L63 84H58V83H56V82H52V80H50V81H48ZM80 82V81H79ZM205 82V81H204ZM1 83V82H0ZM25 83V82H24ZM28 83V82H27ZM121 83V82H120ZM167 83V84H166ZM264 83V82H263ZM28 84V85H29ZM181 84V83H180ZM191 84H193V83H191ZM207 84V83H206ZM251 84V83H250ZM56 85H58V86H56ZM79 85V84H78ZM85 85V84H84ZM182 85V84H181ZM185 85V84H184ZM201 85V84H200ZM203 85V84H202ZM241 85V84H240ZM248 85V84H247ZM21 86V85H20ZM59 86H60V88H59ZM80 86H83V84H80ZM86 86V85H85ZM105 86V85H104ZM123 86V85H122ZM126 86V85H125ZM199 86V85H198ZM229 86H232V87H229ZM245 86V85H244ZM5 87V86H4ZM7 87V86H6ZM22 87V86H21ZM23 87H25V86H23ZM124 87V86H123ZM130 87V86H129ZM136 87V86H135ZM186 87H187V89H186ZM196 87V86H195ZM194 87V88H195ZM228 87V88H227ZM12 88V87H11ZM14 88V87H13ZM12 88V89H13ZM91 88V87H90ZM97 88V87H96ZM103 88V87H102ZM107 88V87H106ZM120 88V87H119ZM118 88V89H119ZM138 88H141V87H138ZM164 88V89H165ZM1 89V88H0ZM8 89V88H7ZM25 89V88H24ZM129 89V88H128ZM200 89V88H199ZM225 89V90H224ZM3 91H5V89H2ZM104 90H106V89H104ZM103 90V91H104ZM113 90V89H112ZM111 90V91H112ZM154 90H157V89H154ZM190 90V91H189ZM195 90V91H194ZM1 91V90H0ZM31 91V90H30ZM110 91V92H111ZM129 91H130V89H129ZM129 91H126V92H129ZM135 91V90H134ZM134 91H131V94H133V92ZM201 91V90H200ZM199 91V92H200ZM254 91V90H253ZM22 92V91H21ZM27 92V91H26ZM117 92H119V90L117 91ZM122 92V91H121ZM153 92V91H152ZM165 92V91H164ZM164 92L162 91V93L164 94ZM1 93H2V91H1ZM9 93V92H8ZM13 93V92H12ZM23 93V92H22ZM29 93V92H28ZM105 93V92H104ZM120 93V92H119ZM123 93H125V92H123ZM154 93V92H153ZM202 93V92H201ZM209 93V92H208ZM246 93V94H245ZM114 94V93H113ZM134 94H136V93H134ZM152 94V93H151ZM203 94V93H202ZM3 95H5L4 94V92H3ZM33 95V94H32ZM123 95V94H122ZM138 95V94H137ZM145 95V94H144ZM147 95H149L148 93H147ZM170 95V96H171ZM205 95V94H204ZM209 95V94H208ZM31 96V95H30ZM125 96H127L126 94H125ZM125 96H124V98H125ZM131 96V95H130ZM129 96V97H130ZM159 96V95H158ZM157 96V94H156V96H150V98H151V101L149 102L148 100H146L145 99V97L146 96H143L144 97V99H142V100H144L148 105L147 106H149V108L150 109H152L154 112V114H156V115H153L152 117H149V116H147V115H144L143 114V116H145V117H148V119L146 118V119H143V118H140L139 120H138V122H135V121H133V120H131V115L130 114H128L127 113V116H128V118H129V121H130V123H131V127H133V128H137V130H136V132H137V135L138 136H145L144 134H143V131H146V132H148L149 133V131H152V132H160V134L162 135V136H165L164 138L166 139V137H167V134H172L173 133V135L174 134H176L177 136H178V134L180 133V134H183L184 136H185V133H184V131L185 130H182L183 128L181 127V126H179V124H182V121H185V120H179V119H177V118H174V117H172V116H169V115H167V113H169V112H172V111H175L174 109L175 108H173L172 106H171V104L170 103H168V102H166L165 100H162V99H160L161 98V96H160V98ZM170 96H168V97H170ZM5 97V96H4ZM33 97V98H34ZM102 97H105L104 95L102 96ZM142 97V96H141ZM165 97H167V96H165ZM204 96H202V98H203ZM243 97V98H242ZM10 98V97H9ZM35 98H34V100H35ZM127 98V97H126ZM134 98V97H133ZM133 98H132V100H133ZM136 98V97H135ZM147 98H149V97H147ZM171 98V97H170ZM205 99H206V97H204ZM210 98V97H209ZM11 99V98H10ZM111 99V100H110ZM113 99V100H112ZM123 99V98H122ZM207 99H208V97H207ZM238 99H240V100H238ZM202 100V99H201ZM7 101V100H6ZM122 101H124V100H122ZM168 101H170V100H168ZM205 101V100H204ZM4 102V101H3ZM10 102H12V101H10ZM139 102V101H138ZM199 102V101H198ZM88 103H92L94 106H96V105H99V106H97L98 107V109H96V108H93L90 104H88ZM142 103V102H141ZM176 103V104H177ZM201 103V102H200ZM199 103V104H200ZM5 104V103H4ZM3 104V105H4ZM11 104V103H10ZM202 104V103H201ZM207 104V103H206ZM209 104H210V102H209ZM40 105V104H39ZM128 106H130L131 108H133V105L131 106L130 104H127ZM144 106H146V105H144ZM146 106V107H147ZM175 106V105H174ZM187 106V105H186ZM189 106V105H188ZM192 106V107H191ZM203 106V105H202ZM208 106V105H207ZM1 107V106H0ZM4 107V106H3ZM100 107V108H99ZM176 107V106H175ZM179 107H177V109L179 108ZM6 108V107H5ZM50 108V109H51ZM148 108V109H149ZM208 108V107H207ZM4 109V108H3ZM42 109V108H41ZM45 109H47V108H45ZM134 109V108H133ZM184 109H182L181 111H183ZM187 110V109H186ZM189 110H187L188 112H189ZM204 110V109H203ZM206 110V111H207ZM222 110V113H220V112H218V111H221ZM49 111V110H48ZM47 111V112H48ZM137 112V111H136ZM138 112H140V111H138ZM137 112V113H138ZM157 112L159 113V112H163L162 114H166V115H162V114H157ZM176 112V111H175ZM141 113V112H140ZM182 113V112H181ZM186 113V112H185ZM7 114V113H6ZM142 114V113H141ZM178 114V113H177ZM239 114V115H238ZM55 115V114H54ZM152 115V114H151ZM243 115V116H242ZM257 115V114H256ZM19 116V115H18ZM49 116V115H48ZM51 116V115H50ZM139 116H141V115H139ZM175 116V115H174ZM186 116V115H185ZM192 116V115H191ZM20 117V116H19ZM19 117H18V119H19ZM57 117V118H58ZM190 116H188V118H189ZM247 117L248 118H252V117H256L257 119H255V120H257V122H254V123H252L251 121H248V120H246L247 119ZM10 119H11V117H9ZM183 118V117H182ZM195 118V117H194ZM14 119V118H13ZM13 119H12V121H13ZM152 119H155V120H152ZM185 119V118H184ZM15 120V119H14ZM20 120V119H19ZM192 120V119H191ZM196 120V119H195ZM251 120V119H250ZM62 121V120H61ZM194 121V120H193ZM221 122V124H219ZM66 123V122H65ZM167 123V124H166ZM183 123H186V122H183ZM17 124V123H16ZM195 125V124H194ZM204 125V126H205ZM76 126V127H77ZM17 127V126H16ZM68 127V126H67ZM207 127V126H206ZM213 127H215V126H213ZM216 128V127H215ZM213 129V128H212ZM70 130V129H69ZM79 131H81V130H79ZM95 131V130H94ZM230 131V130H229ZM37 132H39V131H37ZM233 132V133H234ZM28 133V132H27ZM75 133V132H74ZM90 133H92V132H90ZM29 134V133H28ZM72 134H73V132H72ZM37 135V134H36ZM82 135V134H81ZM84 135V134H83ZM98 135H99V133H98ZM30 136V135H29ZM75 136V135H74ZM28 137V136H27ZM102 137V136H101ZM180 137V136H179ZM186 137V136H185ZM209 138L211 137L212 139H213V141L214 140H216L215 142L217 143V141H219L220 142V140H219V138H221V139H224V140H229V138H226V137H219L217 134L216 135H212V136H208ZM234 137V136H233ZM75 138H76V136H75ZM98 138V137H97ZM111 138V137H110ZM130 138V139H131ZM250 138H252L251 136H249V137H244L243 139L244 140H248V139H250ZM2 139V138H1ZM113 139V138H112ZM150 139V138H149ZM48 140V139H47ZM96 140V139H95ZM119 140V139H118ZM211 140V139H210ZM117 141V140H116ZM121 141H122V139H121ZM125 141V140H124ZM249 141H251V140H249ZM139 142H142L141 140H139ZM154 142V141H153ZM164 142V141H163ZM72 144H74V143H72ZM111 144V143H110ZM154 144V143H153ZM136 145V144H135ZM151 145H152V143H151ZM69 146H71V145H69ZM77 146V145H76ZM116 146V145H115ZM73 148V147H72ZM108 149V148H107ZM114 149V148H113ZM116 149V148H115ZM114 149V150H115ZM15 150V149H14ZM109 150H110V148H109ZM120 150V149H119ZM121 150H124L123 148L121 149ZM119 152V151H118ZM143 152V151H142ZM112 153V152H111ZM144 153V152H143ZM158 154V153H157ZM111 155V154H110ZM123 155V154H122ZM31 156V155H30ZM112 156V155H111ZM159 156V155H158ZM169 156V155H168ZM116 157V156H115ZM113 158V157H112ZM158 158V157H157ZM252 163V162H251ZM242 165V164H241ZM259 169V168H258ZM145 173V172H144ZM149 173V172H148ZM143 175V174H142ZM141 175V176H142ZM145 175V174H144ZM147 176V175H146ZM145 176V177H146ZM244 176V175H243ZM143 177V176H142ZM148 177V176H147ZM150 177V176H149ZM141 179V178H140ZM144 179V178H143ZM150 179V178H149ZM149 179H147V180H149ZM153 179V178H152ZM142 180V179H141ZM140 180V181H141ZM248 180V179H247ZM142 181H144V180H142ZM103 182H105V181H103ZM146 182V181H145ZM150 182V181H149ZM143 183V182H142ZM193 184V183H192ZM144 185V184H143ZM146 185H147V182H146ZM147 186H149V184L147 185ZM264 202V201H263ZM54 233V232H53ZM58 233V232H57Z\"/></svg>",
  "mask_w": 264,
  "mask_h": 264
}]
</instances>
